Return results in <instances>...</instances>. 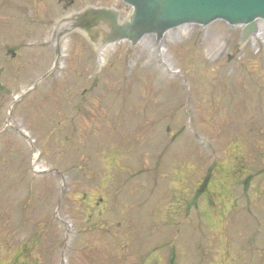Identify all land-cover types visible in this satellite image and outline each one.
<instances>
[{
	"label": "rangeland",
	"instance_id": "1",
	"mask_svg": "<svg viewBox=\"0 0 264 264\" xmlns=\"http://www.w3.org/2000/svg\"><path fill=\"white\" fill-rule=\"evenodd\" d=\"M57 5L0 0V264H264V36L187 26L160 54L74 31L19 99Z\"/></svg>",
	"mask_w": 264,
	"mask_h": 264
},
{
	"label": "water",
	"instance_id": "2",
	"mask_svg": "<svg viewBox=\"0 0 264 264\" xmlns=\"http://www.w3.org/2000/svg\"><path fill=\"white\" fill-rule=\"evenodd\" d=\"M123 1L132 9L122 23L117 10L93 8L62 21L66 25L54 37L57 59L61 39L73 31L82 32L101 50L120 42L136 45L147 35H154L160 43L168 31L178 27L190 24L205 27L218 20L231 27L244 26L242 41L246 42L257 33L258 22L264 21V0Z\"/></svg>",
	"mask_w": 264,
	"mask_h": 264
},
{
	"label": "flooded vegetation",
	"instance_id": "3",
	"mask_svg": "<svg viewBox=\"0 0 264 264\" xmlns=\"http://www.w3.org/2000/svg\"><path fill=\"white\" fill-rule=\"evenodd\" d=\"M76 2H77V0H62L61 2H60V4L59 5H57L58 7L59 6H61V8L66 12L65 13V15L66 14H69V13H71V12H74L75 10H77L78 8H76ZM88 6V5H87ZM82 8V7H81ZM80 7H79V9L78 10H80L81 9ZM69 12V13H68ZM35 24V23H34ZM34 24H32V25H34ZM22 26H20L19 25V27H18V29L19 30H23V29H25V28H21ZM41 29H43V27H41ZM45 30V29H44ZM146 44V40H144L140 45H145Z\"/></svg>",
	"mask_w": 264,
	"mask_h": 264
},
{
	"label": "bare ground",
	"instance_id": "4",
	"mask_svg": "<svg viewBox=\"0 0 264 264\" xmlns=\"http://www.w3.org/2000/svg\"><path fill=\"white\" fill-rule=\"evenodd\" d=\"M64 26H65V24L63 23V24H61L60 25V27L61 28H64ZM257 26H258V29H259V33L257 34V33H255V34H252L250 37H249V39L252 41V43L254 44V46L256 47L257 46V38L259 39H262L263 38V36H264V23H260V21L258 22V24H257ZM183 31V30H182ZM168 36V34H166L165 35V37H167ZM149 37H147V38H145V40H147ZM151 43V42H150Z\"/></svg>",
	"mask_w": 264,
	"mask_h": 264
}]
</instances>
